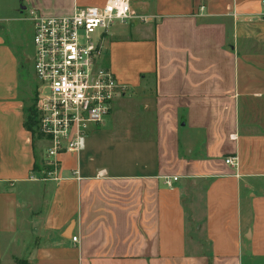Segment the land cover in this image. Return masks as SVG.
<instances>
[{
  "label": "crops",
  "instance_id": "1",
  "mask_svg": "<svg viewBox=\"0 0 264 264\" xmlns=\"http://www.w3.org/2000/svg\"><path fill=\"white\" fill-rule=\"evenodd\" d=\"M106 2L0 0V25ZM131 6L145 21L105 36L128 91L79 156H60L58 179L35 163L28 88L0 29V264H264L262 0Z\"/></svg>",
  "mask_w": 264,
  "mask_h": 264
},
{
  "label": "built area",
  "instance_id": "2",
  "mask_svg": "<svg viewBox=\"0 0 264 264\" xmlns=\"http://www.w3.org/2000/svg\"><path fill=\"white\" fill-rule=\"evenodd\" d=\"M131 1L77 6L69 15L48 16L32 9L25 16L34 29L37 128L48 167L44 180L59 178L60 156H79L89 133L105 123L115 101L128 91L107 63L105 36L117 24L145 21L133 10ZM225 163L237 165V157L229 156ZM73 173L78 175V169ZM177 180L167 176L165 184L172 187ZM73 241L78 237L73 236Z\"/></svg>",
  "mask_w": 264,
  "mask_h": 264
},
{
  "label": "rangeland",
  "instance_id": "3",
  "mask_svg": "<svg viewBox=\"0 0 264 264\" xmlns=\"http://www.w3.org/2000/svg\"><path fill=\"white\" fill-rule=\"evenodd\" d=\"M8 13L12 15L10 10H8ZM27 14L28 12L25 13L24 17ZM13 17L20 19V14L15 13ZM112 28L110 32L113 30ZM0 29L1 30L3 29L4 33L6 34V39H8L10 44L14 45V48L18 54L19 63H20L18 76H19V80H21V84H23L25 88L26 87L28 88V90L26 91V106L29 108V106L33 103L34 98L37 99V89L39 88L38 81L35 77L34 64H33L34 62L33 23L32 21H28V20H10V21H5L2 25H0ZM138 112L139 109L133 111V113H131L130 115L132 119L135 121L137 120L136 114H138ZM39 146H40V142H39ZM41 161L43 160L40 158V162ZM259 261L261 263L264 262V260H259Z\"/></svg>",
  "mask_w": 264,
  "mask_h": 264
},
{
  "label": "trees",
  "instance_id": "4",
  "mask_svg": "<svg viewBox=\"0 0 264 264\" xmlns=\"http://www.w3.org/2000/svg\"><path fill=\"white\" fill-rule=\"evenodd\" d=\"M22 67V65H21ZM36 98H34L33 103L29 106V108L26 106L25 110V128L29 131H31L33 136V144L35 147V157H36V165L38 166L40 157L38 155V151L40 150L38 144L41 143V134L38 132L37 128V110H36ZM16 264H30L25 259H17L15 261Z\"/></svg>",
  "mask_w": 264,
  "mask_h": 264
}]
</instances>
